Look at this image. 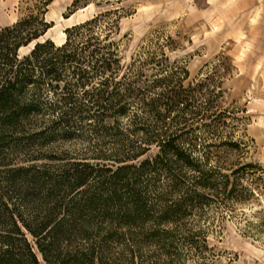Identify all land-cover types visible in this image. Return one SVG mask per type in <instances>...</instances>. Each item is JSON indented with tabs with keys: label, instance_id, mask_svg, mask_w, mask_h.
I'll list each match as a JSON object with an SVG mask.
<instances>
[{
	"label": "trees",
	"instance_id": "1",
	"mask_svg": "<svg viewBox=\"0 0 264 264\" xmlns=\"http://www.w3.org/2000/svg\"><path fill=\"white\" fill-rule=\"evenodd\" d=\"M51 2L0 29V264H192L207 249L174 239L192 229L189 212L252 167L184 139L187 116L224 125L220 113L205 114L212 102L199 91L208 77L190 82L193 95L183 88L184 67H159L148 56L122 68L114 32L100 38L94 19L66 28L60 46L41 40L53 27L42 16ZM136 63L159 67L150 84ZM86 129L97 141L77 161L55 173L35 165L57 160L41 150L55 138ZM230 137L216 140L238 148ZM161 181L179 198L148 197L146 185ZM148 242L155 251H142Z\"/></svg>",
	"mask_w": 264,
	"mask_h": 264
},
{
	"label": "rangeland",
	"instance_id": "2",
	"mask_svg": "<svg viewBox=\"0 0 264 264\" xmlns=\"http://www.w3.org/2000/svg\"><path fill=\"white\" fill-rule=\"evenodd\" d=\"M39 2L0 0V29L36 14ZM44 9V20L53 27L41 40L60 46L66 28L94 19L91 26L100 38L114 32L111 40L122 68L148 56H154L159 67H184L188 79L183 88H192L193 95L197 89L190 82L208 77L199 91L212 102L213 109L205 114L220 113L217 120L224 125L205 121L198 125L187 116L184 139L195 137L198 151L208 144L210 152L252 167L240 172V185L231 177L225 193L210 194L211 201L203 200L206 205L192 209L187 221L192 229H182L174 239H191L207 249L204 255L189 257L192 264H264V0H52ZM32 45L21 48L19 55H27ZM156 67L136 63L143 84L157 75ZM216 135L231 136L238 148L218 144ZM96 141L89 129L68 140L55 138L41 150L57 160L35 165L55 173L81 158ZM156 151L152 147L150 154ZM25 153L18 150L19 159ZM146 186L150 198L166 202L179 198L163 181ZM33 193L31 197H44L43 191ZM150 229L146 227L144 234ZM146 244L142 251H155L154 243Z\"/></svg>",
	"mask_w": 264,
	"mask_h": 264
}]
</instances>
